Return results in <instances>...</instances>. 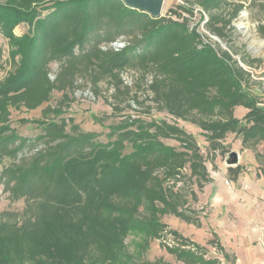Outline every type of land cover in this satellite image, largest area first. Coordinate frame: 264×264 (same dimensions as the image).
Segmentation results:
<instances>
[{"label":"trees","instance_id":"obj_1","mask_svg":"<svg viewBox=\"0 0 264 264\" xmlns=\"http://www.w3.org/2000/svg\"><path fill=\"white\" fill-rule=\"evenodd\" d=\"M21 22L28 28L15 36L13 28ZM0 33L20 53L19 66L0 82V158L11 160L2 168L0 182L13 199L24 201L20 218L0 220V264H23L28 240L44 255L38 264H96L91 235L98 239L97 248L102 243L120 245L128 230L152 228L159 235L165 227L159 217L164 214L190 220L183 214L184 201L177 190L163 183L179 175L185 163L193 176L207 180L195 141L164 121L131 120L113 128L109 136L114 138L105 143L96 141L93 132L70 133L63 121L52 119L41 121L42 133L35 140L18 137L9 126L8 108L19 104L35 108L49 98L50 62L60 65L58 81L94 61L105 70L151 62L164 78L182 83L181 96L184 92L192 96L190 106L175 97L184 113L198 105L211 110L216 105L244 104L248 112L243 121L229 115L200 125L210 142L229 132H249L248 122H264L257 97L242 87L241 69L229 61V54L218 55L185 21L150 15L123 0H8L0 4ZM121 38L125 43L121 48L109 46ZM165 82L156 80L154 87ZM220 86L225 87L218 96H206L208 88ZM179 108L174 110L177 115L182 114ZM158 135L177 140L185 150L164 145ZM41 139L47 144L44 149L17 159L19 152L33 149ZM124 140L131 146L128 153ZM157 170L162 171L160 176ZM136 188L150 203L146 219L136 216L138 197L128 205L110 202L119 196L127 201ZM169 250L184 260L197 258L190 251Z\"/></svg>","mask_w":264,"mask_h":264},{"label":"rangeland","instance_id":"obj_2","mask_svg":"<svg viewBox=\"0 0 264 264\" xmlns=\"http://www.w3.org/2000/svg\"><path fill=\"white\" fill-rule=\"evenodd\" d=\"M7 1L0 0V4ZM183 6L192 12L185 11ZM161 16L179 22L185 21L189 28L196 27L203 43L211 45L220 56L229 54V61L234 62L235 67L241 69L239 78L242 87L251 96L257 97L256 105L262 107L264 104V0H164ZM27 28V24L21 22L13 28V33L15 36H20ZM119 40L124 42L123 38ZM109 46L114 49L112 44ZM107 47L108 45H102L103 49ZM17 49L14 42L0 33V82L19 66L20 53ZM59 71L58 62L53 61L47 65L48 78L52 84L47 100L35 108H28L22 104L8 108L9 126L18 137L35 140L36 136L42 133L41 121L52 119L63 121L65 129L70 133L77 130L93 132L96 141L105 143L114 138L109 136L113 128H119L120 125L131 120L137 119L145 123L164 121L175 125L192 137L199 147V154L206 169L207 180L204 181L193 176L188 163H185L179 170V175L163 182L164 185H171L177 190L184 201L183 214L190 220L170 213L164 214L159 217L161 223L165 225L163 230L159 231V235L152 228L142 231L128 230L121 239L120 245L100 242L102 245L97 248L94 245L98 239H93L91 235V253L97 259L93 261L96 264H236L230 253L219 243L215 233H212L206 242L200 244L183 236L181 232L173 229L170 223L174 218H178L182 222L200 226L199 220L205 215L206 205L201 198L202 188L210 179V171L217 167L214 161L231 159L233 152L236 155L238 151L249 152L258 164L257 169L264 175V122L254 125L253 122H248L245 129L249 132H229L223 139L210 142L205 136L206 130L201 129L200 125L223 120L229 115L243 121L248 108L244 104L231 108L216 105L209 110L203 105H198L192 106L184 113L183 108H179L181 104L175 101V97H182L185 105L190 106L193 101L192 96L186 92L181 96L182 83L178 79L164 78L151 62L105 70L94 61L86 69L58 81L56 77ZM161 79L166 81L164 86L154 87L156 80L161 81ZM224 87L220 86L219 89L210 87L206 96L216 97ZM177 108L181 115L175 114L174 110ZM50 109H53V112ZM133 127L128 129L132 130ZM152 130L153 128H150V131ZM157 138L164 145L171 146L177 151L185 150L175 139L159 135ZM44 141L41 139L36 142L33 149L26 148L19 152L17 159L32 155L38 149H44L47 145ZM124 144V153L130 152V143L124 140ZM10 162L8 157L0 158V172ZM161 172V170L155 171L159 176ZM131 194L134 196L128 195L127 201L119 196L111 198L110 202L128 205L138 197L140 206L136 216L139 219H146L151 213L150 203L145 197L143 198V194L137 188ZM23 209V199H13L0 182V220L13 219L15 216L20 218ZM116 213L113 211V214ZM172 230L176 231V236L170 232ZM183 239L188 242H184ZM28 245L29 251L23 264H38L44 255L30 240ZM172 248L193 252L197 258L188 260L178 258L176 254L170 252L169 249Z\"/></svg>","mask_w":264,"mask_h":264},{"label":"crops","instance_id":"obj_3","mask_svg":"<svg viewBox=\"0 0 264 264\" xmlns=\"http://www.w3.org/2000/svg\"><path fill=\"white\" fill-rule=\"evenodd\" d=\"M213 163L202 188L200 226L174 218L171 227L200 244L215 233L236 264H264V175L249 152L238 151L232 165L226 159Z\"/></svg>","mask_w":264,"mask_h":264},{"label":"water","instance_id":"obj_4","mask_svg":"<svg viewBox=\"0 0 264 264\" xmlns=\"http://www.w3.org/2000/svg\"><path fill=\"white\" fill-rule=\"evenodd\" d=\"M127 5L139 9L141 11L147 12L150 15H161L162 4L164 0H123ZM264 111V104L262 105ZM231 159L227 160L229 165L236 163L237 155L233 152L231 154Z\"/></svg>","mask_w":264,"mask_h":264},{"label":"built area","instance_id":"obj_5","mask_svg":"<svg viewBox=\"0 0 264 264\" xmlns=\"http://www.w3.org/2000/svg\"><path fill=\"white\" fill-rule=\"evenodd\" d=\"M112 46H114V49H118V48H121L125 43L124 42H121L120 40H116L114 41L113 43H111ZM225 184H228V181L225 180Z\"/></svg>","mask_w":264,"mask_h":264}]
</instances>
